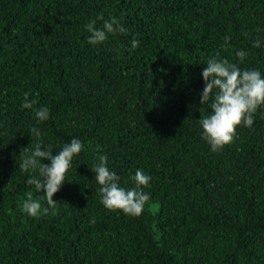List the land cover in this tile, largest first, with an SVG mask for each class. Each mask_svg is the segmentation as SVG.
I'll list each match as a JSON object with an SVG mask.
<instances>
[{"label":"trees","instance_id":"16d2710c","mask_svg":"<svg viewBox=\"0 0 264 264\" xmlns=\"http://www.w3.org/2000/svg\"><path fill=\"white\" fill-rule=\"evenodd\" d=\"M100 14L127 31L91 45ZM217 55L264 77V0H0V264H264V105L211 150L200 98ZM26 92L48 120L21 107ZM72 139L83 149L56 213L30 217L26 193L47 203L24 148ZM100 155L125 189L137 170L151 177L140 216L100 203Z\"/></svg>","mask_w":264,"mask_h":264},{"label":"clouds","instance_id":"9594fccd","mask_svg":"<svg viewBox=\"0 0 264 264\" xmlns=\"http://www.w3.org/2000/svg\"><path fill=\"white\" fill-rule=\"evenodd\" d=\"M97 21L103 22L102 28L96 27ZM85 28L90 33L88 43L91 45L105 42L108 34H124L127 31L116 18L104 20L102 14L89 21ZM228 39L225 37L226 44ZM139 43L138 40H133L132 48L138 47ZM235 55L242 62L247 53L244 50H238ZM202 78L204 88L200 104L211 100V113L200 118L199 124L203 138L210 145L211 150L217 152L233 143L238 127L250 128L253 125L254 114L264 105V77L258 70H242L236 63H230L217 55L208 59L202 71ZM37 103L38 101L29 99V94L26 92L21 107L32 109L37 122L48 120L49 110L46 107L34 108ZM31 132L37 138L41 135L36 127H33ZM82 149L83 144L79 139H72L55 154L51 146L44 147L39 142L34 148H24V156L19 167L26 173L30 170L38 173V177L32 176L26 183L34 185L37 191L44 193L43 199L47 207L42 205L40 199H33L32 192H28L22 204V211L34 218L48 215L50 210L53 215L56 213L58 202L53 200V196L66 180L74 156L78 155ZM98 159L99 163L94 165L91 171L100 186L98 189L100 203L109 211H120L133 217L140 216L150 199L144 188L149 186L151 177L143 170H137L131 177L135 187L125 189L118 183L120 177L107 166V155H100ZM43 160L50 161V164L42 163Z\"/></svg>","mask_w":264,"mask_h":264}]
</instances>
